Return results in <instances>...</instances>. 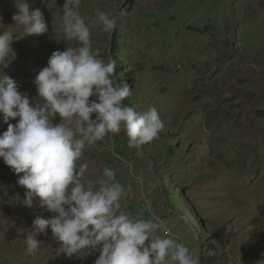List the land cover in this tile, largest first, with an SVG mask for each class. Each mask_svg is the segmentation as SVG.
<instances>
[{
  "label": "rangeland",
  "instance_id": "obj_1",
  "mask_svg": "<svg viewBox=\"0 0 264 264\" xmlns=\"http://www.w3.org/2000/svg\"><path fill=\"white\" fill-rule=\"evenodd\" d=\"M28 2L49 31L14 42L17 58L3 72L35 97L33 81L51 54L78 43L52 29L65 0ZM15 3L0 0V30L22 31ZM97 9L118 16L110 32L93 27L91 39L116 61L118 83L131 86L124 103L155 107L165 126L141 149L123 130L86 147L85 180L113 168L124 210L159 217L201 264H264V0H83L79 11L92 20ZM7 127L0 115V135ZM17 181L0 158V264H94L98 252L84 261L61 254L51 229L35 253L26 251L35 217L53 213L38 198L24 205Z\"/></svg>",
  "mask_w": 264,
  "mask_h": 264
},
{
  "label": "clouds",
  "instance_id": "obj_2",
  "mask_svg": "<svg viewBox=\"0 0 264 264\" xmlns=\"http://www.w3.org/2000/svg\"><path fill=\"white\" fill-rule=\"evenodd\" d=\"M80 4L65 0L62 21L52 24L54 32L59 29L65 41L78 46L51 54L33 81L35 97L3 69L17 58L14 42L49 31L44 13L28 0H16L12 19L22 31L0 30V115L8 125L0 135V158L27 190L24 205L32 208L38 198L39 207L53 213L35 217L26 251L35 253L43 243L37 237L51 229L59 252L69 259L84 261L98 252L94 264H201L159 217L145 219L143 211L133 216L124 210L126 189L113 168L105 166L95 181L85 180L89 165L79 161L86 147L123 130L128 146L141 149L165 125L155 107L140 112L124 103L131 86H121L116 61H106L93 48L92 28L110 32L118 16L97 9L95 19L88 20Z\"/></svg>",
  "mask_w": 264,
  "mask_h": 264
},
{
  "label": "bare ground",
  "instance_id": "obj_3",
  "mask_svg": "<svg viewBox=\"0 0 264 264\" xmlns=\"http://www.w3.org/2000/svg\"><path fill=\"white\" fill-rule=\"evenodd\" d=\"M83 0H81V2H82ZM24 51V50H23ZM28 59V58H27ZM254 71V70H253ZM253 73V72H252ZM33 76V75H32ZM254 76H255V74H254ZM257 77V76H256ZM253 121V120H252ZM256 122H258V121H256ZM253 124H255V123H253ZM251 125V124H250ZM259 125V124H258ZM252 130H254V132L255 133H260L261 132V130H260V128H256V127H252ZM251 130V131H252ZM245 132H247V131H245Z\"/></svg>",
  "mask_w": 264,
  "mask_h": 264
},
{
  "label": "trees",
  "instance_id": "obj_4",
  "mask_svg": "<svg viewBox=\"0 0 264 264\" xmlns=\"http://www.w3.org/2000/svg\"><path fill=\"white\" fill-rule=\"evenodd\" d=\"M129 1H131V0H129ZM133 1V0H132Z\"/></svg>",
  "mask_w": 264,
  "mask_h": 264
}]
</instances>
